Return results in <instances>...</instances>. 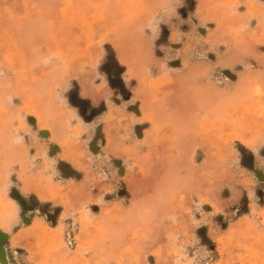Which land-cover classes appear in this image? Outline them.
Returning a JSON list of instances; mask_svg holds the SVG:
<instances>
[{"label": "rangeland", "instance_id": "1", "mask_svg": "<svg viewBox=\"0 0 264 264\" xmlns=\"http://www.w3.org/2000/svg\"><path fill=\"white\" fill-rule=\"evenodd\" d=\"M0 246L264 264V0H0Z\"/></svg>", "mask_w": 264, "mask_h": 264}, {"label": "water", "instance_id": "2", "mask_svg": "<svg viewBox=\"0 0 264 264\" xmlns=\"http://www.w3.org/2000/svg\"><path fill=\"white\" fill-rule=\"evenodd\" d=\"M3 251H4L3 247L0 246V260L1 261H4V259H5Z\"/></svg>", "mask_w": 264, "mask_h": 264}, {"label": "trees", "instance_id": "3", "mask_svg": "<svg viewBox=\"0 0 264 264\" xmlns=\"http://www.w3.org/2000/svg\"><path fill=\"white\" fill-rule=\"evenodd\" d=\"M119 68H122V67H120V65H119Z\"/></svg>", "mask_w": 264, "mask_h": 264}]
</instances>
